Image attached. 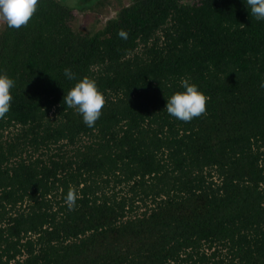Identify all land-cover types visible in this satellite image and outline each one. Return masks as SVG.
I'll return each instance as SVG.
<instances>
[{"label": "trees", "instance_id": "1", "mask_svg": "<svg viewBox=\"0 0 264 264\" xmlns=\"http://www.w3.org/2000/svg\"><path fill=\"white\" fill-rule=\"evenodd\" d=\"M99 1L0 23V264H264V21L246 0H130L79 27ZM66 67L105 94L91 128ZM185 77L208 96L189 122L165 110Z\"/></svg>", "mask_w": 264, "mask_h": 264}, {"label": "clouds", "instance_id": "2", "mask_svg": "<svg viewBox=\"0 0 264 264\" xmlns=\"http://www.w3.org/2000/svg\"><path fill=\"white\" fill-rule=\"evenodd\" d=\"M246 7L251 16L257 21H264V0H246ZM38 0H0V23L9 29H20L26 26L33 14L37 11ZM122 39L127 38V32L120 30L118 33ZM64 76L75 83L64 93L63 102L69 108L74 109L87 127H93L102 114V108L106 102L104 92L99 88L95 78L87 75L77 78L70 67L63 70ZM15 81L5 71L0 70V118L10 111L13 99L11 89ZM260 87L264 88V80ZM207 94L190 78H182L179 88L166 98V112L178 120L189 122L206 112ZM76 194L69 190L65 199L69 208L76 201Z\"/></svg>", "mask_w": 264, "mask_h": 264}, {"label": "rangeland", "instance_id": "3", "mask_svg": "<svg viewBox=\"0 0 264 264\" xmlns=\"http://www.w3.org/2000/svg\"><path fill=\"white\" fill-rule=\"evenodd\" d=\"M130 0H101L96 3L95 10L85 9L84 11L73 10V19L76 20V24L79 27H90L93 24L94 29L99 28L106 18L114 15V10L117 7L118 2L128 3ZM92 12V13H91Z\"/></svg>", "mask_w": 264, "mask_h": 264}, {"label": "built area", "instance_id": "4", "mask_svg": "<svg viewBox=\"0 0 264 264\" xmlns=\"http://www.w3.org/2000/svg\"><path fill=\"white\" fill-rule=\"evenodd\" d=\"M204 251H205V253H209L210 252V250L209 249H204Z\"/></svg>", "mask_w": 264, "mask_h": 264}]
</instances>
